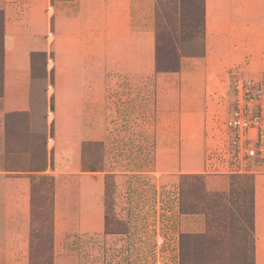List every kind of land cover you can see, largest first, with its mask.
Segmentation results:
<instances>
[{
  "label": "rangeland",
  "instance_id": "rangeland-1",
  "mask_svg": "<svg viewBox=\"0 0 264 264\" xmlns=\"http://www.w3.org/2000/svg\"><path fill=\"white\" fill-rule=\"evenodd\" d=\"M65 1L0 0V264H264V154L236 158L227 126L238 82L263 83L264 70L245 68L221 25L205 22L201 40L199 0H148L143 62L133 46L116 77L94 63L83 80L78 47L56 58ZM84 40L96 42L89 30ZM57 80L85 89V125L74 105L61 126Z\"/></svg>",
  "mask_w": 264,
  "mask_h": 264
},
{
  "label": "crops",
  "instance_id": "crops-1",
  "mask_svg": "<svg viewBox=\"0 0 264 264\" xmlns=\"http://www.w3.org/2000/svg\"><path fill=\"white\" fill-rule=\"evenodd\" d=\"M231 2H234V5L223 6L221 17H218L215 15V11H211L212 6L210 7V0H206V27L209 22L215 24L216 27L214 26V28H218L221 25L222 42L226 38L228 46L230 45L229 47L236 51V57L243 56L244 61H246L244 64L247 66L245 68L251 70L257 63L256 66L264 70V0H231ZM54 8L57 13L54 18V23L57 27L56 30L61 31L60 35L65 34V43L62 44V49L61 46L56 49L58 52H56V58H59L58 60L62 62V54H64V59H69L67 57L71 54L72 47H75L76 52V47H78L77 60L80 64H78V70H81L78 73L79 76L83 77V80L87 77H93L95 71H93L94 68H91V66L95 67L94 63H97L99 68H101L102 77H116L117 74L115 71L118 70V67H127L128 62L131 60L129 55L132 54L130 48L133 46H136L138 51H141V59L143 62L144 49L148 51L150 41L146 38L149 34L146 30L149 29L151 24L149 17L151 14L150 11L152 10L148 0H67L65 2H59ZM134 27L136 30L140 29V32L135 35H139L141 39H138L139 37H135L132 34L131 31ZM85 30L91 31V36L94 37L96 42L93 44H85V40L82 41ZM16 45V40H12L11 43L8 41L6 44V76L11 71L9 68L11 60L15 59V54L12 57L10 49L16 47ZM86 46L95 47L96 49H90L87 52L84 49ZM120 47L124 49L121 48L120 50ZM23 52V63L26 65V57L29 50L24 49ZM59 53L61 55H58ZM87 53H93V56L88 61L86 59ZM146 58H148V54ZM15 60L14 62L16 63ZM65 61L68 63L65 71L68 72L71 69L70 64L72 63L67 60ZM119 61L122 62L120 65ZM86 63L89 66L91 65L88 69L85 67ZM17 70H19L18 67H13V71ZM125 73H128V71L126 70ZM15 75L17 76V72ZM67 76L69 77L68 74ZM55 87V113L57 119L59 117L63 119L62 114H65V108L70 113L75 105V108L79 111L77 122L79 126L85 125L87 116L86 109L89 108L86 101L83 100L84 98H82L86 94L85 89H83V92L80 90L76 91L74 88L66 86L65 83H61L60 80H57ZM89 91L92 92V89ZM203 92L204 90L201 91V93ZM12 100L16 101L11 96V89L6 78L3 98L4 106L13 105ZM58 124L57 131H61ZM60 124L61 126L65 124V119ZM180 166L182 167L183 164H180ZM259 227L258 217L255 215L256 233ZM261 230L264 233L263 227Z\"/></svg>",
  "mask_w": 264,
  "mask_h": 264
},
{
  "label": "built area",
  "instance_id": "built-area-1",
  "mask_svg": "<svg viewBox=\"0 0 264 264\" xmlns=\"http://www.w3.org/2000/svg\"><path fill=\"white\" fill-rule=\"evenodd\" d=\"M236 88L234 110L227 126L232 132L236 158H255L264 154V82L241 80ZM255 90V111L247 113L251 91Z\"/></svg>",
  "mask_w": 264,
  "mask_h": 264
},
{
  "label": "trees",
  "instance_id": "trees-1",
  "mask_svg": "<svg viewBox=\"0 0 264 264\" xmlns=\"http://www.w3.org/2000/svg\"><path fill=\"white\" fill-rule=\"evenodd\" d=\"M204 7H205V2L204 0H199V6H198V10H199V17H198V28H199V37L201 38V40L204 39V18H205V12H204ZM253 218V217H252ZM250 229L253 228L252 224L249 225Z\"/></svg>",
  "mask_w": 264,
  "mask_h": 264
}]
</instances>
